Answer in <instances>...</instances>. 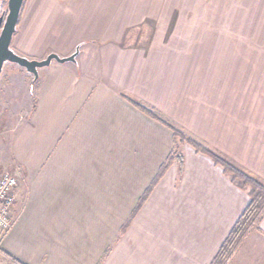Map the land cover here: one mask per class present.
<instances>
[{
	"label": "crops",
	"instance_id": "crops-1",
	"mask_svg": "<svg viewBox=\"0 0 264 264\" xmlns=\"http://www.w3.org/2000/svg\"><path fill=\"white\" fill-rule=\"evenodd\" d=\"M13 48L77 54L0 136V264H210L249 195L133 101L264 188V0H26ZM225 264H264V213Z\"/></svg>",
	"mask_w": 264,
	"mask_h": 264
},
{
	"label": "trees",
	"instance_id": "trees-1",
	"mask_svg": "<svg viewBox=\"0 0 264 264\" xmlns=\"http://www.w3.org/2000/svg\"><path fill=\"white\" fill-rule=\"evenodd\" d=\"M34 81L32 82L31 86V96L34 98ZM133 104L141 110L143 113L147 114L151 118L155 119L156 121L162 123L167 128L172 131L173 137L175 140L178 138V141L183 144H188L192 146L197 152L203 153L207 155L215 164L220 165L223 168L225 175L230 179V181L239 187L241 190L247 191L250 201L247 205L246 209L242 212L239 216L238 220L236 221L235 225L231 229L230 233L220 246L219 250L217 251L216 255L214 256L213 260L210 264H225V262L230 257L233 249L235 248L236 244L239 240L243 237V235L247 232V230L254 224V221L258 220L260 216L264 213V188L256 183L251 178L247 177L245 174L239 172L238 170L231 167L221 158L213 154L207 148H205L200 143L185 137V135L172 126L169 122L164 120L161 116L157 115L155 112L150 110L144 105H141L138 102L133 101ZM172 161V157H169L166 163L161 167L159 171V176L154 180L151 184L149 191L152 187L156 184L157 180L159 179L161 173L166 170L169 164ZM149 191L145 194V197L149 193Z\"/></svg>",
	"mask_w": 264,
	"mask_h": 264
},
{
	"label": "rangeland",
	"instance_id": "rangeland-1",
	"mask_svg": "<svg viewBox=\"0 0 264 264\" xmlns=\"http://www.w3.org/2000/svg\"><path fill=\"white\" fill-rule=\"evenodd\" d=\"M25 3L26 0L23 2L21 11L25 6ZM4 9L7 12V0H0V11L2 12ZM14 35L11 40L10 47L15 53L31 60H41L15 51L13 48ZM49 42L51 41H47V44H49ZM40 51L41 49H38V53ZM32 80V75L26 74V71L23 68L15 64L5 63L3 66V70L0 75V136L6 135L5 138L8 137V133H10L9 131L11 128L21 124V122L26 119L31 110L32 100L30 93ZM178 130L182 132L180 129ZM183 134L185 137L189 138V136L185 133ZM176 140L178 141V138ZM7 170L8 169H3V171Z\"/></svg>",
	"mask_w": 264,
	"mask_h": 264
},
{
	"label": "water",
	"instance_id": "water-1",
	"mask_svg": "<svg viewBox=\"0 0 264 264\" xmlns=\"http://www.w3.org/2000/svg\"><path fill=\"white\" fill-rule=\"evenodd\" d=\"M24 0H7L6 15H0V75L5 63L15 64L23 68L28 74L33 76V81L38 78V70L50 65L52 61L57 63L72 62L77 54L74 53L67 57H59L55 53H49L41 60H31L15 53L10 43L17 29L18 20Z\"/></svg>",
	"mask_w": 264,
	"mask_h": 264
},
{
	"label": "built area",
	"instance_id": "built-area-1",
	"mask_svg": "<svg viewBox=\"0 0 264 264\" xmlns=\"http://www.w3.org/2000/svg\"><path fill=\"white\" fill-rule=\"evenodd\" d=\"M17 179L6 171H0V233L7 231L12 222Z\"/></svg>",
	"mask_w": 264,
	"mask_h": 264
},
{
	"label": "flooded vegetation",
	"instance_id": "flooded-vegetation-1",
	"mask_svg": "<svg viewBox=\"0 0 264 264\" xmlns=\"http://www.w3.org/2000/svg\"><path fill=\"white\" fill-rule=\"evenodd\" d=\"M6 14V10L4 9L2 12L0 11V15H3V17L5 16Z\"/></svg>",
	"mask_w": 264,
	"mask_h": 264
}]
</instances>
